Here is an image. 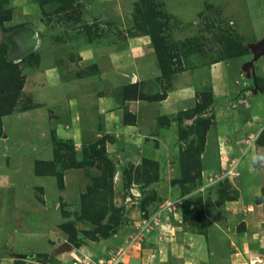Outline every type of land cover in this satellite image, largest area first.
Listing matches in <instances>:
<instances>
[{
	"label": "rangeland",
	"instance_id": "374dc122",
	"mask_svg": "<svg viewBox=\"0 0 264 264\" xmlns=\"http://www.w3.org/2000/svg\"><path fill=\"white\" fill-rule=\"evenodd\" d=\"M261 40L264 0H0V257L23 240L50 264L101 241L74 260L264 264ZM129 59L148 72L112 84ZM180 84L193 98L152 121Z\"/></svg>",
	"mask_w": 264,
	"mask_h": 264
},
{
	"label": "crops",
	"instance_id": "0c3cea01",
	"mask_svg": "<svg viewBox=\"0 0 264 264\" xmlns=\"http://www.w3.org/2000/svg\"><path fill=\"white\" fill-rule=\"evenodd\" d=\"M134 41H135V45L133 44L132 45L133 47L134 46L140 47L142 45H145V38L144 37L137 36ZM131 42H132V40H131ZM138 63L139 62L136 63L132 59L129 62H128V60H126L125 62L122 61V65H119V68H116V69H118V70H116V72L120 71V73L118 72V74L112 79V84H121L123 81L129 79L131 77V75L129 73L130 72L129 69L132 71V69H140L141 68L143 73H147L148 70H145V68H146V65L148 63V60L143 61V63L140 62L141 66ZM128 65H130V68L128 67ZM138 73L141 76H139L137 74H134L136 76V79L138 78V76L140 78L142 77L141 71H138ZM246 77H247V75H246ZM90 80H91V76L90 75L88 76V75L83 74V75H81V77L78 80H74L73 81L75 90H77L79 92V94H81V98H82V96L84 98V96L86 94H88V93H92L90 91L91 87L89 86V84H91ZM54 82L57 83V84L61 83V81L56 78L55 81H52V79H51V82L49 81V84H54ZM105 82L108 83L107 81H105ZM145 82H146L145 84H150L151 87H153V84H156V80H153L151 77L147 78ZM230 85L231 84H223V88L224 89L227 88V89H225V90L221 89L222 91H224V93H219V92H217V90H219L220 87L218 86V84H215L214 86H215V89H216V92H215L216 95H219V96H220V94L224 95L226 93V91L228 92V88L229 89L230 88L237 89L240 86L241 87V91L244 93V96H247L248 98L252 99L254 97L256 98V94H258V97H260L259 100L260 101L262 100L261 95L259 94L261 92L259 90L253 91L252 94H250V95H246V93L244 92V90H246V88L243 87V85L245 86V84H235V86L231 85L232 87ZM248 89H251V86H248ZM92 90H93V93H94V89H92ZM194 90H195V88L192 85H190V84L189 85L188 84H180V85H178L177 88H175V90L173 92H170V94L168 95V97H166L165 100H162V101L159 102V104H158L159 108L155 106L157 108V110L153 106V109L148 110L147 113H153L152 121H154V120L157 119V116H158L159 112L162 113V111H165V105H168L169 109L171 111V108H173L176 100H181L182 101V100H184L182 98H187V97L193 98L192 95L195 94ZM108 96L110 98H113L112 95H108ZM108 96H106V94H104L100 98L99 107H100V109H102L105 112V113H102V114L104 115V118L107 119L108 124L112 125L110 121H111V119L114 120V118H113V115H112V109L109 106L111 104V101H110V98ZM182 96H184V97H182ZM86 97H88L90 100H92L93 102H95L97 104L98 100L95 99L94 95L88 94V96H86ZM178 98H180V99H178ZM55 100H58V99L53 98L51 101L54 102ZM170 106H171V108H170ZM85 107H87V106H84V108ZM145 116H146V113H145V115L143 117H145ZM22 239H24V237ZM57 239L59 240L58 237H57ZM116 241L117 240L114 239V244H115ZM24 243H26V242L22 240V247H20L18 250H15V252H13L14 254H19V257L21 259L12 260L11 258H8V257L5 258V256H3V257H0V264H20V261L22 259H23L22 260V264H29L30 262L28 261L29 259H27V258H31V257L27 253L28 252L27 251L28 250V246L25 245ZM104 243L105 242H101V241L100 242H96V243H90V244L87 243V244H84L80 248H77V249L75 248L74 250L71 249V251L73 250L72 251L73 254L71 252H70V254L62 253V254L58 255L56 259L51 261L50 264H72V263H70V261L72 260V262H73V260L76 258V256H80V257L88 256L89 257V255H90V258H92V256L95 253H97V250H99V249L102 250V249L105 248V247H103ZM19 245H21V244H19ZM57 245H59V241H56V244L53 247L56 248ZM57 249H58V247H57ZM61 250L62 249L59 248V250L56 251L57 254ZM107 250H108V248H107ZM135 253L138 254V250H136ZM131 259H133V260H128L127 262H125L124 260L121 259L120 261H118L115 264H120L121 262H122V264H150V261L148 259L140 258L139 255H138V257H137V255L136 256H132ZM24 260H25V262L23 263ZM96 260H98V259L96 258Z\"/></svg>",
	"mask_w": 264,
	"mask_h": 264
},
{
	"label": "trees",
	"instance_id": "16d2710c",
	"mask_svg": "<svg viewBox=\"0 0 264 264\" xmlns=\"http://www.w3.org/2000/svg\"><path fill=\"white\" fill-rule=\"evenodd\" d=\"M258 88H259L260 90H262L260 86H259ZM256 91H257V89H256ZM244 92H246V91L244 90ZM202 118H203V120L206 119V118H204V116H203ZM201 147H202V146H201ZM201 147H200L199 150H198V154H201V152L203 151V149H202ZM100 153H101L100 150H99V151L97 150V151H96V157H97L98 154L100 155ZM200 156H201V155H200ZM96 157H95V158H96ZM86 159H87V157H86ZM90 159H92V158H90ZM88 160H89V158H88ZM199 164H200V165L202 164V161L200 160V157H199ZM83 215H86L85 218H87V219H93V218H92L93 215H92L91 213L87 212V211H85V212L83 213ZM111 234H112V233H111ZM105 235L108 236V234H105ZM68 243L72 244V242H68ZM72 246H74V245H72ZM98 260H99V258H98Z\"/></svg>",
	"mask_w": 264,
	"mask_h": 264
},
{
	"label": "built area",
	"instance_id": "2783aa9c",
	"mask_svg": "<svg viewBox=\"0 0 264 264\" xmlns=\"http://www.w3.org/2000/svg\"><path fill=\"white\" fill-rule=\"evenodd\" d=\"M77 259V258H76ZM120 260L119 256L117 257V259H113L111 260V262H109V264H115ZM84 262V263H83ZM72 264H97L95 261L91 260V259H85L84 261L81 262V259L79 260H73Z\"/></svg>",
	"mask_w": 264,
	"mask_h": 264
},
{
	"label": "water",
	"instance_id": "95a60500",
	"mask_svg": "<svg viewBox=\"0 0 264 264\" xmlns=\"http://www.w3.org/2000/svg\"><path fill=\"white\" fill-rule=\"evenodd\" d=\"M256 52V57H258L263 51H264V40H261L260 44H258L257 46V50H254ZM253 61H249V63L251 64ZM66 248H71V244L68 243L66 245Z\"/></svg>",
	"mask_w": 264,
	"mask_h": 264
},
{
	"label": "clouds",
	"instance_id": "9594fccd",
	"mask_svg": "<svg viewBox=\"0 0 264 264\" xmlns=\"http://www.w3.org/2000/svg\"><path fill=\"white\" fill-rule=\"evenodd\" d=\"M243 71H244V70H243ZM66 243H68V242H66ZM66 243H65V244H66Z\"/></svg>",
	"mask_w": 264,
	"mask_h": 264
}]
</instances>
